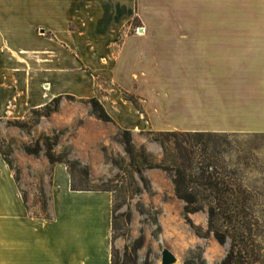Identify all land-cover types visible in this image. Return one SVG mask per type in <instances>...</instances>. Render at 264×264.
<instances>
[{
	"label": "crops",
	"instance_id": "obj_1",
	"mask_svg": "<svg viewBox=\"0 0 264 264\" xmlns=\"http://www.w3.org/2000/svg\"><path fill=\"white\" fill-rule=\"evenodd\" d=\"M65 94L95 96L131 132L264 134V0H0V120ZM43 162L49 217L0 153V264H110V191L72 189L64 163Z\"/></svg>",
	"mask_w": 264,
	"mask_h": 264
},
{
	"label": "rangeland",
	"instance_id": "obj_2",
	"mask_svg": "<svg viewBox=\"0 0 264 264\" xmlns=\"http://www.w3.org/2000/svg\"><path fill=\"white\" fill-rule=\"evenodd\" d=\"M104 82L94 80L92 85L95 87L100 83L103 88ZM121 94L123 98L124 95L133 98L136 107L142 110L139 96L128 90H123ZM89 97L62 95L59 103L60 107L63 101L62 108L54 111L52 118L49 116L53 112L49 116L39 117L29 129L16 125L15 118H1V152L12 158L13 171L16 168L19 175L22 167L18 163L22 164L27 171L25 179L28 184L39 188L38 205L30 204V210L37 215L50 216L47 195L42 187L47 184L49 170L43 162L46 159L43 147L38 155L32 156L24 151L22 144H33L35 140L41 144V134L60 130L56 143H59V152H66L69 158L79 159L88 168L87 177L72 171L74 185L105 188L112 195L113 264H162L163 248L175 255L176 260L171 264H184L186 261H190L189 264H220L230 240L227 238L224 243H219L208 229L207 199L199 198L202 209L185 212L184 202L174 194L169 173L161 167L145 165H169L182 161L175 150V142H181L184 136L130 131L133 147L130 156L124 150L119 127L96 118L86 100ZM34 117L35 114L29 110L20 119L31 122ZM10 128H14L16 133L10 134ZM215 134L210 147L215 145L217 163L238 176L240 183L247 189L249 198L246 202L253 217L251 231L258 256L254 264H264V134ZM147 141L156 143L160 154L147 148L144 145ZM191 160L196 162L198 155H194ZM215 222L220 228L221 219ZM243 264H247L246 261Z\"/></svg>",
	"mask_w": 264,
	"mask_h": 264
},
{
	"label": "trees",
	"instance_id": "obj_3",
	"mask_svg": "<svg viewBox=\"0 0 264 264\" xmlns=\"http://www.w3.org/2000/svg\"><path fill=\"white\" fill-rule=\"evenodd\" d=\"M61 95L53 96L46 103L31 108L30 111L35 117L30 122L20 118H15V124L29 129L33 123L37 122L41 116H49L52 112L58 110ZM124 98L135 106V101L129 96ZM90 104L92 114L104 121H113L112 117L105 110L102 103L91 96L86 99ZM121 131L124 150L132 156L133 147L130 138V130L119 128ZM154 131L156 134H166L175 136L177 134L184 136L181 142L176 143L175 150L180 162H172L169 165H158L145 163L146 166H158L169 173L173 183L174 194L180 198L185 212H191L203 208L198 202L199 198L207 199L206 214L207 226L213 236L219 243H224L229 238V248L221 259L220 264H254L258 256L255 252V239L251 231L252 215L249 211L247 199L249 198L247 189L240 183V178L227 171V169L217 163L215 155V145L210 147L212 136L217 132L211 131H181V130H147ZM61 131L52 134L43 133L40 136L41 144L35 140L33 144L23 143L25 152L38 155L44 149V154L50 163L62 162L71 176L72 189H88L86 187H77L73 183L72 171H76L84 177L88 176V168L77 158H69L66 152H56L53 146L58 142ZM159 140L158 137H153ZM3 159L13 170V161L9 156L1 152ZM194 155H198V160L192 162ZM115 163V160L112 159ZM14 177L19 178L17 169L14 168ZM105 189V188H92ZM108 190V189H107ZM25 199V193L23 192ZM42 207L44 201L42 200ZM44 217H49L45 215ZM221 219L220 228L216 226V220ZM114 225V216L112 214V228ZM112 232V231H111ZM139 240V239H138ZM186 261L184 264H189ZM110 264H113L111 258Z\"/></svg>",
	"mask_w": 264,
	"mask_h": 264
},
{
	"label": "water",
	"instance_id": "obj_4",
	"mask_svg": "<svg viewBox=\"0 0 264 264\" xmlns=\"http://www.w3.org/2000/svg\"><path fill=\"white\" fill-rule=\"evenodd\" d=\"M175 255L167 248H163L161 251V262L162 264H171L175 262Z\"/></svg>",
	"mask_w": 264,
	"mask_h": 264
}]
</instances>
